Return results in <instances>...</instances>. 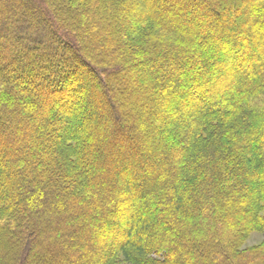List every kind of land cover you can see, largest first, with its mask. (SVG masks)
<instances>
[{"label":"trees","instance_id":"16d2710c","mask_svg":"<svg viewBox=\"0 0 264 264\" xmlns=\"http://www.w3.org/2000/svg\"><path fill=\"white\" fill-rule=\"evenodd\" d=\"M0 96V264H264V0H0Z\"/></svg>","mask_w":264,"mask_h":264},{"label":"rangeland","instance_id":"374dc122","mask_svg":"<svg viewBox=\"0 0 264 264\" xmlns=\"http://www.w3.org/2000/svg\"><path fill=\"white\" fill-rule=\"evenodd\" d=\"M1 97V96H0ZM132 112L134 108H130ZM190 108H186V111L189 110ZM264 238V232H259V231H253L249 234V236L247 237V239L244 242V246H251V245H255L257 243H259L261 240H263ZM109 244V243H108ZM111 244V243H110ZM123 264H130V263H126L124 262Z\"/></svg>","mask_w":264,"mask_h":264}]
</instances>
